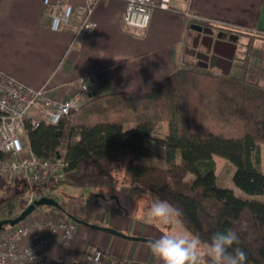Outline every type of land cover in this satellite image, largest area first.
Listing matches in <instances>:
<instances>
[{
  "label": "trees",
  "instance_id": "trees-1",
  "mask_svg": "<svg viewBox=\"0 0 264 264\" xmlns=\"http://www.w3.org/2000/svg\"><path fill=\"white\" fill-rule=\"evenodd\" d=\"M249 66L246 59L238 74H223L189 62L144 95L94 89L57 124L27 123L36 156L59 154L67 162L64 180L42 185L41 193L58 200L48 191L63 184L112 195L141 186L179 208L181 224L204 243L243 227L233 247L243 249L246 264H264V77ZM215 156L235 166L233 183L243 194L218 185ZM10 157L0 149V162ZM156 158L166 165L153 164ZM17 180L0 176V220L25 209L29 188ZM60 204L62 210L51 209L71 216Z\"/></svg>",
  "mask_w": 264,
  "mask_h": 264
},
{
  "label": "crops",
  "instance_id": "crops-1",
  "mask_svg": "<svg viewBox=\"0 0 264 264\" xmlns=\"http://www.w3.org/2000/svg\"><path fill=\"white\" fill-rule=\"evenodd\" d=\"M174 5L176 9L172 11L155 10L146 35L138 38L123 24L124 2H100L93 16L97 24L95 32L76 38V26L61 32L50 29L43 0H0V69L34 89L51 80L58 101L77 94L80 78L86 75L92 76L94 88L104 94L144 95L188 61L192 62V57L188 56L189 40L196 36L193 29L196 24L189 23L187 9L199 18L219 23L213 26L224 37L214 46L220 62H210L206 68L216 66L223 74H238L244 62V40L240 46L244 37L237 31L264 34V0H193L190 6L183 2ZM232 32L238 35L236 47L225 37ZM258 38L251 60L260 64L264 63V37L259 35ZM192 52L198 62L193 48ZM109 195L96 194L103 199L94 207L89 200L69 210L72 216L87 223L111 227L148 241L120 237L77 223L76 237L66 252L67 257L80 260L87 250L98 248L104 250L107 260L114 264H158L148 244L164 232L152 221L140 222L134 216L127 217L117 202L108 206L106 197L119 199L118 194ZM43 212L60 215L51 208Z\"/></svg>",
  "mask_w": 264,
  "mask_h": 264
},
{
  "label": "built area",
  "instance_id": "built-area-1",
  "mask_svg": "<svg viewBox=\"0 0 264 264\" xmlns=\"http://www.w3.org/2000/svg\"><path fill=\"white\" fill-rule=\"evenodd\" d=\"M107 0H43L50 29L61 32L76 26L75 37L92 35L97 27L93 19L96 6ZM125 3L123 24L133 35L142 38L150 27L155 10L172 11L176 2L190 6L193 0H120ZM189 23L213 26L219 23L199 18L188 9ZM80 90L58 101L49 80L39 89L31 88L0 69V149L11 154L0 162V176L20 178L28 185L25 208L41 196L42 185L60 183L65 178L67 162L63 156L39 158L32 151L27 123L38 127L41 122L57 124L76 112L89 97L95 82L92 76L80 78ZM77 222L59 214L42 213L0 233V264H114L101 249H89L83 258L71 259L66 252L76 237Z\"/></svg>",
  "mask_w": 264,
  "mask_h": 264
},
{
  "label": "rangeland",
  "instance_id": "rangeland-1",
  "mask_svg": "<svg viewBox=\"0 0 264 264\" xmlns=\"http://www.w3.org/2000/svg\"><path fill=\"white\" fill-rule=\"evenodd\" d=\"M218 26H221V25H218ZM237 33L241 34V36L244 37V39H242V42H240L241 47L243 44V40L245 42L244 47H243L244 51H242V54H243L242 59H244V62L242 64H244L246 62V59H247L249 65H250L249 67L252 70V74H254L253 76L255 78H257V76L260 77V74H264V63L258 64L256 62L252 61L251 59L254 57V52L256 50V42L258 41L257 39H259L258 36L262 35L264 37V34L263 33L258 34L257 32H254V34L249 35V34H246L243 32L241 33L238 31H237ZM193 40H194L193 38H190V40H189V50H188L189 54H188V56L192 57L190 61L196 62V60L194 58V53L192 52ZM251 47H252V50L249 54L252 55V57L250 58V55H248V52H249ZM186 60H188L187 57H186ZM188 63H189V61H188ZM198 64H199V61H198ZM199 65L203 66L201 64H199ZM203 67H205V64ZM208 69L215 72V73L221 72V70L219 68H217L216 66H210ZM87 99H88V96L85 97V101H87ZM157 136H160V135L157 134ZM159 148H162V150H163V147H159ZM145 160L147 161L149 159H145ZM215 160L217 163L216 175H217L218 185H220L222 187H228V188L232 187L237 192L241 193L242 191L234 185L233 179H232L235 166H233L227 160H225L219 156H216ZM151 161H153V164H155V165H159V166L160 165L161 166L166 165L165 160L162 158H156V159H153ZM193 178H194V175H192V174L188 175V180H191ZM18 182H20V181L17 180V178L14 179L15 184H17ZM48 192L52 195L56 194L58 196L59 202L64 201L68 210H69V208L74 207L76 205H77V207H79L78 205H80V204H81V206H83V204H85L89 200L93 201L92 203H93V207H94L96 202L103 199L101 196H96V194H99V195L101 193L110 194L109 191L96 189L94 187H75V186H71L68 184H63L62 186L58 187L54 191H52V192L48 191ZM116 194H118V197H119L118 200H115L114 197L112 198L110 196L112 194L109 195L110 197H106V201L108 202V206H111L117 202L118 207L121 209L123 214H125L127 217L134 216L140 222L143 220L150 221L146 217V212H147V209L150 207L153 198L155 197L154 195H152L150 192L146 191L141 186H125V187H122L120 189V192H117ZM245 196H247V195H245ZM254 199H259V198L254 197ZM103 205H105V202ZM49 208H51V207L50 206H42V207L37 208L27 218V220L40 217L43 213V210L49 209ZM60 216L62 218H65V219H70V217L62 211L60 212ZM154 223H156V222H154ZM156 226L159 227L164 233L165 232H170V233H175V234L189 233L186 230V228L181 224V222L179 220H177L174 223L169 224V225L156 223ZM206 264H208L207 258H206Z\"/></svg>",
  "mask_w": 264,
  "mask_h": 264
},
{
  "label": "clouds",
  "instance_id": "clouds-1",
  "mask_svg": "<svg viewBox=\"0 0 264 264\" xmlns=\"http://www.w3.org/2000/svg\"><path fill=\"white\" fill-rule=\"evenodd\" d=\"M182 212L179 208L154 197L147 209L148 220L169 225L179 220ZM226 229L212 234L210 240L202 242L199 234H175L165 232L149 242L148 247L158 264H246L247 255L240 247V231ZM203 245V246H202Z\"/></svg>",
  "mask_w": 264,
  "mask_h": 264
},
{
  "label": "water",
  "instance_id": "water-1",
  "mask_svg": "<svg viewBox=\"0 0 264 264\" xmlns=\"http://www.w3.org/2000/svg\"><path fill=\"white\" fill-rule=\"evenodd\" d=\"M193 29L196 31V32H204L205 34H209L211 35V33H213V30L212 29H209V30H205L203 26H200V25H195L193 26ZM238 37V36H237ZM218 40L219 41H222L221 40V36L219 35L218 36ZM236 42H237V39H230V43L236 47ZM214 53H215V49H214ZM216 54V53H215ZM199 59H201L199 56H198ZM232 60H233V56L229 58V62L232 63ZM208 62H206L205 64V67H208ZM96 95V91H92L91 93H89V97H92ZM57 157H61V155H57ZM42 206H50V207H53V208H57L58 210H62V206L60 204V202L54 198V197H50V196H41L40 198L36 199L33 203H31L28 207H26L18 216L16 217H12V218H8V219H4V220H0V233L2 231H4L7 226H10V227H15L17 226L18 224L22 223L23 221H25L37 208L39 207H42ZM73 221L77 222V223H81V224H85L91 228H95V229H99V230H102V231H105V232H108V233H111V234H114V235H117V236H120V237H124V238H133V237H130V236H127L121 232H119L118 230L114 229V228H111V227H104V226H99L97 224H90V223H87L83 220H80L79 218L77 217H74V216H69ZM133 239H136V240H139V241H148V239L146 238H143V237H134Z\"/></svg>",
  "mask_w": 264,
  "mask_h": 264
},
{
  "label": "flooded vegetation",
  "instance_id": "flooded-vegetation-1",
  "mask_svg": "<svg viewBox=\"0 0 264 264\" xmlns=\"http://www.w3.org/2000/svg\"><path fill=\"white\" fill-rule=\"evenodd\" d=\"M205 30L212 29L213 33L211 35L205 34L204 32H196V36L193 40V45L192 48L195 51V54L197 56V60L199 61L200 64H206V62H220V60L216 57L214 53V46L215 43H217L218 36H221V39L224 38L220 34L219 31H216L214 29V26H204ZM235 33H229V35H226L225 37L228 38L229 40L232 39H237V42H239V39ZM219 46V45H218ZM228 55L230 56L231 53L229 52ZM198 56L201 58L199 59ZM226 65V64H225Z\"/></svg>",
  "mask_w": 264,
  "mask_h": 264
}]
</instances>
